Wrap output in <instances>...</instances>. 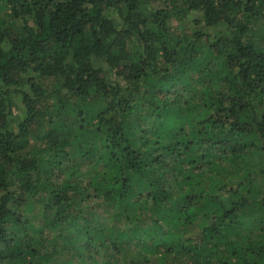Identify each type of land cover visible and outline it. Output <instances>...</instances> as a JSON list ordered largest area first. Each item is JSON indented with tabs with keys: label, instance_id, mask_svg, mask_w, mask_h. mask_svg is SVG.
<instances>
[{
	"label": "trees",
	"instance_id": "obj_1",
	"mask_svg": "<svg viewBox=\"0 0 264 264\" xmlns=\"http://www.w3.org/2000/svg\"><path fill=\"white\" fill-rule=\"evenodd\" d=\"M0 264H264V0H0Z\"/></svg>",
	"mask_w": 264,
	"mask_h": 264
},
{
	"label": "rangeland",
	"instance_id": "obj_2",
	"mask_svg": "<svg viewBox=\"0 0 264 264\" xmlns=\"http://www.w3.org/2000/svg\"><path fill=\"white\" fill-rule=\"evenodd\" d=\"M155 5H157V4H155ZM174 24H176V22H174Z\"/></svg>",
	"mask_w": 264,
	"mask_h": 264
}]
</instances>
